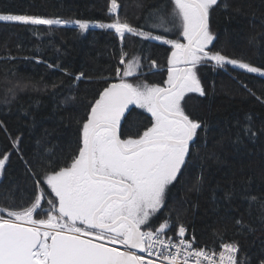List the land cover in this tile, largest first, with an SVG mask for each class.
<instances>
[{
  "label": "trees",
  "instance_id": "trees-1",
  "mask_svg": "<svg viewBox=\"0 0 264 264\" xmlns=\"http://www.w3.org/2000/svg\"><path fill=\"white\" fill-rule=\"evenodd\" d=\"M117 1L118 14H110L111 0H0V14L87 20L92 25L110 23L118 15L133 27L163 35L150 27L155 21L149 13L164 0ZM229 3L240 11L217 8L211 13L210 31L215 39L210 50L264 67V0ZM168 38L178 37L173 33ZM122 52L128 53L125 62L139 56L143 63L141 72L128 78L129 82L165 85L171 46L163 42L131 34L121 41L115 30L98 26L80 32L74 24L49 27L0 21V121L5 125L0 128V157L9 155L0 173V205L19 207L32 202L35 185L25 161L36 171L41 156L55 160L76 153L80 137L77 121L86 118L89 103L104 87L117 82L116 69L124 68ZM212 63L196 69L205 95L190 93L184 104L186 113L206 122L207 129L197 130L189 162L169 186L165 205L152 224L158 225L170 214L173 221L178 217L173 226L175 236L182 224L195 236L198 247L218 249L221 242L236 241L240 246L238 261L260 264L264 260V77ZM81 72L84 77L75 80ZM41 78L36 89L31 84L23 92L14 89L15 99L6 94L17 82L23 85ZM241 81L255 95L242 87ZM5 99L11 103H3ZM132 108V117L150 126L151 114L138 106ZM248 115L257 133L254 138L243 130ZM121 131L122 139L135 138L137 129L130 119L128 125L122 121ZM17 136L20 142L13 148L11 141ZM201 174L203 181L198 183ZM40 187L52 196L44 183ZM226 192L232 193L231 199L225 198ZM253 195L257 200L250 203L248 197ZM10 199L14 203L10 204ZM36 218H44V213ZM237 220L247 227L237 225Z\"/></svg>",
  "mask_w": 264,
  "mask_h": 264
},
{
  "label": "snow or ice",
  "instance_id": "snow-or-ice-1",
  "mask_svg": "<svg viewBox=\"0 0 264 264\" xmlns=\"http://www.w3.org/2000/svg\"><path fill=\"white\" fill-rule=\"evenodd\" d=\"M119 7L117 0H111L108 11L116 14ZM217 8L240 11L232 9L229 0H164L149 13L155 21L150 27L163 35L133 27L118 15L110 23L95 25L115 30L121 41L125 34H131L170 45L165 86L129 82L128 78L141 67L138 58L130 59L123 71L116 69L118 82L104 87L98 98L89 103L86 118L77 121L80 137L75 154L55 160L41 156L36 171L25 161L35 185L33 200L28 206L0 205V264H242L238 261L240 246L236 241L221 242L217 252L194 247L195 236L185 239L187 229L182 224L177 239L167 236L178 217L173 221L169 214L158 225L152 224L165 205L169 186L178 180L189 162L197 130L207 129L206 122L191 118L184 107L188 94L205 95L197 66L214 62L221 68L229 65L264 77V67L210 50L215 39L210 31V16ZM0 21L49 27L74 24L80 32L94 26L87 20L37 15L0 14ZM173 33L178 38L169 39ZM126 56L128 53H121V65ZM155 63L152 61L151 65ZM83 77L81 72L75 80ZM42 82V78L34 82L30 79L23 85L17 82L6 94L15 99L14 89L23 92L29 84L36 89ZM240 83L247 89V85ZM3 103L11 101L5 99ZM130 106L150 113V126L132 117L134 109ZM130 119L131 126L137 129L135 138L122 139V121L128 125ZM141 127L142 132L138 130ZM0 128H5L3 121ZM243 130L250 138L256 136L251 115L246 117ZM11 142L13 148H18L20 137ZM8 159V154L0 157V173ZM197 180L202 183L203 175ZM41 183L50 189L51 199ZM231 197V192L225 193L226 199ZM248 199L252 203L257 197ZM9 203L14 201L10 199ZM40 213H44V218H36ZM236 224L247 227L240 220Z\"/></svg>",
  "mask_w": 264,
  "mask_h": 264
},
{
  "label": "built area",
  "instance_id": "built-area-1",
  "mask_svg": "<svg viewBox=\"0 0 264 264\" xmlns=\"http://www.w3.org/2000/svg\"><path fill=\"white\" fill-rule=\"evenodd\" d=\"M215 65V64H214ZM186 229H187V232L185 233V239H191V237L192 236H194L193 234H189L188 233V228L185 226V225H183ZM178 231V230H177ZM166 235L167 236H169V237H171L173 240H175V239H177V236H175V234H174V229H173V227H172V229H171V231H168L167 233H166ZM195 240H196V238H195ZM227 243H230V242H227ZM194 247H198V246H196V244L194 245ZM217 252L220 250V248H218V249H215ZM238 254H239V252H238Z\"/></svg>",
  "mask_w": 264,
  "mask_h": 264
},
{
  "label": "rangeland",
  "instance_id": "rangeland-1",
  "mask_svg": "<svg viewBox=\"0 0 264 264\" xmlns=\"http://www.w3.org/2000/svg\"><path fill=\"white\" fill-rule=\"evenodd\" d=\"M118 2V1H117ZM118 4L120 5V3L118 2ZM111 7V6H110ZM120 8V7H119ZM118 12H119V9H118V11H117V13L116 14H118ZM5 15V14H4ZM96 24H94V26H95ZM142 30V29H141ZM143 31H145V30H143ZM145 32H147V31H145ZM153 35H156V34H154L153 33ZM161 35V34H160ZM152 40V39H151ZM159 42H161V41H159ZM135 58H138V60H139V63H140V65H141V67L137 70V73H136V75L137 74H139L140 72H141V69H142V66H143V63H142V60L140 59V57L139 56H135V57H133L132 59H135ZM127 64V61L125 62V64H124V66ZM213 65L215 64L214 62L212 63ZM215 66V65H214ZM155 68H154V70H156L157 68H156V66H154ZM218 67V66H217ZM168 68V67H167ZM221 68V67H220ZM135 76V75H134ZM117 82H118V80H117ZM165 86V85H164ZM163 87V86H162ZM144 110V109H143ZM146 111V110H145ZM46 195V194H45ZM47 196V195H46ZM52 196H53V194H52ZM52 196L50 197V196H47L49 199H51L52 198ZM178 227L179 226H177V229H176V227H175V229H176V231L178 230ZM174 228V227H173Z\"/></svg>",
  "mask_w": 264,
  "mask_h": 264
},
{
  "label": "water",
  "instance_id": "water-1",
  "mask_svg": "<svg viewBox=\"0 0 264 264\" xmlns=\"http://www.w3.org/2000/svg\"><path fill=\"white\" fill-rule=\"evenodd\" d=\"M131 108L133 107V106H130ZM127 114V113H126Z\"/></svg>",
  "mask_w": 264,
  "mask_h": 264
}]
</instances>
